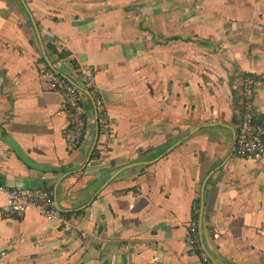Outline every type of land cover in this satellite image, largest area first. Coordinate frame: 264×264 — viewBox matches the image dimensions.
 <instances>
[{"label": "crops", "instance_id": "1", "mask_svg": "<svg viewBox=\"0 0 264 264\" xmlns=\"http://www.w3.org/2000/svg\"><path fill=\"white\" fill-rule=\"evenodd\" d=\"M47 68L85 91L76 68L95 71L108 134L83 92L87 136L68 149ZM248 75H264V0H0V264H206L188 241L198 199L212 264H264V160L232 155ZM39 187L61 217L2 216L12 189Z\"/></svg>", "mask_w": 264, "mask_h": 264}, {"label": "built area", "instance_id": "2", "mask_svg": "<svg viewBox=\"0 0 264 264\" xmlns=\"http://www.w3.org/2000/svg\"><path fill=\"white\" fill-rule=\"evenodd\" d=\"M79 71L82 86L95 102L100 132L108 134L111 130L110 118L96 86L95 71L92 68ZM40 77L49 90L61 94V109L66 117L63 138L71 152L78 150L87 136V108L82 88L51 68L43 70ZM260 91H264V75H248L243 78L240 92L241 110L236 129L235 158L264 160V110L257 112L255 106ZM32 209L48 219L61 217V212L56 206V194L49 187L12 189L1 214L7 219H22ZM63 221L68 230L67 222L65 219ZM200 240L198 224L192 222L188 241L194 251H202L200 256L206 264H212L204 254Z\"/></svg>", "mask_w": 264, "mask_h": 264}, {"label": "water", "instance_id": "3", "mask_svg": "<svg viewBox=\"0 0 264 264\" xmlns=\"http://www.w3.org/2000/svg\"><path fill=\"white\" fill-rule=\"evenodd\" d=\"M24 3V1H23ZM25 4V3H24ZM28 10V9H27ZM29 11V10H28ZM32 22L34 24V27L36 28V31L38 33V35L40 36V33L38 31V27L37 24L35 22V20L32 17ZM83 92H85L86 94H89L88 91H85L82 89ZM204 126H208V125H204ZM212 126V125H211ZM203 127V126H202ZM202 127H198L197 130L201 129ZM193 133V132H192ZM192 133L190 135H192ZM190 135L186 136L183 140L179 141L177 144H175L174 146H172L170 149H168L164 154H162L160 157H158L157 159L147 162L146 164H152L155 163L156 161H158L159 159L163 158L167 153H169L170 151H172L173 149H175L177 146H179L180 144H182ZM6 143L9 145V147L15 152V154L28 166H30L33 169H36L38 171H45V168L34 163L32 160H30L22 151L21 149L18 147V145L14 142V140H12V138H7ZM233 151H232V155H234V151H235V146H236V136L234 137V145H233ZM229 159V158H228ZM228 159L222 164L225 165L228 161ZM90 160V158L88 159V161ZM219 168H217L216 170H218ZM209 177L205 180L204 184H203V191L205 189L206 183L208 181ZM202 191V192H203ZM96 196H94L91 201L86 204L82 209H85L86 207H88L94 200H95ZM56 206L57 208L60 210V208L58 207L57 201H56ZM76 211L79 210H71V211H66V213H75ZM203 219H204V200L202 199L201 205H200V213H199V224H198V228H199V232H200V238L201 237V230H202V225H203Z\"/></svg>", "mask_w": 264, "mask_h": 264}, {"label": "trees", "instance_id": "4", "mask_svg": "<svg viewBox=\"0 0 264 264\" xmlns=\"http://www.w3.org/2000/svg\"><path fill=\"white\" fill-rule=\"evenodd\" d=\"M54 53L55 54H58V52L56 51V50H54ZM58 56L60 57V58H63L65 55L64 54H58ZM74 66H75V64H74ZM77 69V75H78V77L80 76V69L79 68H76ZM234 156V155H233ZM199 211H200V199H198L197 200V202H196V206H195V209H194V212H193V222H195V223H199ZM70 215V214H69ZM68 215V216H69ZM201 252L202 251H200V250H197V251H195V253L196 254H198V255H200L201 254Z\"/></svg>", "mask_w": 264, "mask_h": 264}]
</instances>
